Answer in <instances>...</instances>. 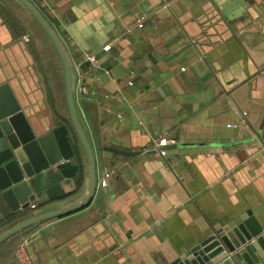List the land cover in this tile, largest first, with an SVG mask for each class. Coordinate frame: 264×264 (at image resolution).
<instances>
[{
    "label": "crops",
    "instance_id": "1",
    "mask_svg": "<svg viewBox=\"0 0 264 264\" xmlns=\"http://www.w3.org/2000/svg\"><path fill=\"white\" fill-rule=\"evenodd\" d=\"M1 1L23 7L17 0ZM31 1L51 19L68 52L75 102L95 152L98 180L108 178L88 206L37 225L29 247L36 264H117L109 251L119 249L134 258L127 264H162L206 222L251 207L264 212V15L243 21L244 12L232 3L238 0ZM216 10L238 23L203 30L201 23L212 25L205 13ZM141 15L146 19L139 28ZM43 32L56 52L60 77L50 81L56 86L48 98L36 63L39 80L29 73L25 81L43 119L51 114L70 123L62 62ZM200 34L194 42L192 36ZM24 36L19 39L26 49ZM0 37L9 34L3 31ZM37 42L52 52L46 38ZM108 43L111 49L103 50ZM15 51L21 48L15 45ZM84 51L97 53L101 68L82 61ZM79 70L90 100L77 92ZM162 137L188 146L169 148L167 157L106 149L146 151ZM74 141L83 165L79 190L55 205L38 206L34 214L85 193L89 161L77 137ZM2 203L10 210L4 197ZM92 242L96 248L74 256L75 249ZM72 244L81 245L65 257V246Z\"/></svg>",
    "mask_w": 264,
    "mask_h": 264
},
{
    "label": "water",
    "instance_id": "2",
    "mask_svg": "<svg viewBox=\"0 0 264 264\" xmlns=\"http://www.w3.org/2000/svg\"><path fill=\"white\" fill-rule=\"evenodd\" d=\"M17 1L40 24L60 57L65 76L70 123L74 127L77 142H80L87 154L89 163L86 190L80 198L58 209L33 214L18 222L0 234V244L31 226L88 206L95 197L98 184L96 156L85 134L76 106L68 52L59 34L38 7L31 0ZM232 3L241 8L242 13L244 12L239 16L243 21L255 20L258 16L264 15V0H238ZM258 8H261V11ZM218 14V11L205 13L204 18L212 25L208 27L201 23L202 29L211 31V28H215L219 23H224L228 28V22L238 23L237 18L227 19ZM3 31L9 34V38L0 37V191L10 211L14 213L26 209L34 210L38 206L55 205L71 198L79 190L75 182L77 176L82 173L83 165L66 123L51 114L47 119H43L41 109L25 81V76H29V73L36 75L38 79L33 59L25 49L23 41L13 38L0 15V32ZM200 37L201 34L193 35L192 39L198 43ZM15 45L17 50L21 48L17 53L22 60L15 51ZM103 135L108 140L105 132ZM249 142H252V138ZM185 146L188 145L175 143L168 144L165 148ZM106 149L126 155L157 152L154 149L128 150L115 146ZM254 151H258V146L254 147ZM173 156L171 153V157ZM80 245L65 246L64 249L69 250L65 257L72 256L71 248ZM94 246L96 248L97 244L92 242L83 248H77L74 250L76 251L74 256L90 252ZM109 252L115 257L117 264L134 262V258L125 256L122 249ZM91 258L94 260L95 256ZM162 264H264V212L258 213L251 207L226 213L216 222H206L201 226L197 236L190 239L174 256Z\"/></svg>",
    "mask_w": 264,
    "mask_h": 264
},
{
    "label": "trees",
    "instance_id": "3",
    "mask_svg": "<svg viewBox=\"0 0 264 264\" xmlns=\"http://www.w3.org/2000/svg\"><path fill=\"white\" fill-rule=\"evenodd\" d=\"M10 6H12V8ZM19 10H20L19 5H16L15 7H13V3L10 2L8 5L5 2H2L0 0V15L3 18L4 22L7 24L15 40L28 34L31 29L30 26H33V30L31 29L33 31V34L31 35L30 33V38L26 44V47H27L26 50L28 51V53L31 55L33 59V66L36 63L39 68V72L41 73V77L44 82L43 85H44V90L46 92L47 98L51 97L53 94V86L50 85V81L59 79L60 72H61L59 64L57 62V58L54 57L56 55V52L53 46L49 42L48 44H50V46H52L53 48L52 52L49 51V49H46L45 46L44 48L39 46L37 41L38 40L41 41V36L45 39L46 35L44 34L43 30L40 28V26L35 21L32 22V21L27 20L20 13ZM47 41L49 40L47 39ZM37 76H38V73H37ZM39 78L40 77L38 76V80ZM48 102L49 104H51L52 100L49 98ZM66 124L69 128V135L73 143H75L74 138H76V134H75L74 127L73 125H71V123H66ZM82 179H83V174L80 173L77 176V179L75 182L77 185L76 186L77 189L80 188L82 184ZM2 198L3 196L0 193V202ZM0 207L2 209V217L0 218V234L4 232L5 230L11 228L18 222L26 218H29L33 216L34 214L32 209H26L21 212L13 213L4 206V203L0 204ZM36 228H37V225L31 226L23 230L21 233L15 234L9 240H6L3 243H1L0 244V264H2L1 258H4L6 262L5 264H20V261L18 260L15 254V249L17 245L19 244V242L23 238L27 237L32 232H34Z\"/></svg>",
    "mask_w": 264,
    "mask_h": 264
},
{
    "label": "built area",
    "instance_id": "4",
    "mask_svg": "<svg viewBox=\"0 0 264 264\" xmlns=\"http://www.w3.org/2000/svg\"><path fill=\"white\" fill-rule=\"evenodd\" d=\"M139 21H138V27L142 28L144 27V22H145V15L139 16ZM51 19H49V22ZM25 40H29L28 35L24 36ZM112 47L111 43L105 44L103 47V50L109 51ZM82 61H89L91 62L94 66L101 68L100 65V59L99 55L95 52H89V51H84L83 56H82ZM104 69V68H103ZM181 70H185V67H181ZM106 73H110L109 69H104ZM84 73L81 72L80 70L78 71V78H77V92L79 95H81L83 98L90 100L92 98V95L89 92V87L84 81ZM168 142L176 143V140L172 138L170 141L168 140L167 137H162L155 139L152 143V146L150 149L156 150L161 156L167 157L168 155V149L165 148V145L168 144ZM108 185V178L107 176L101 177L98 180L97 184V190L99 187L107 186ZM35 232H32L30 235L27 237L23 238L19 244L17 245L15 249V254L20 261V264H36L32 255L30 254L29 247L32 238L34 237Z\"/></svg>",
    "mask_w": 264,
    "mask_h": 264
},
{
    "label": "rangeland",
    "instance_id": "5",
    "mask_svg": "<svg viewBox=\"0 0 264 264\" xmlns=\"http://www.w3.org/2000/svg\"><path fill=\"white\" fill-rule=\"evenodd\" d=\"M17 4V3H16ZM18 5V4H17ZM20 13L27 19V20H29V21H35L39 26H40V24L36 21V20H34L33 19V17H31V15L23 8V7H20ZM30 28L33 30V26H30ZM40 28L42 29V27L40 26ZM30 29V32L28 33V34H26V35H28V38H30V33H31V35L33 34V31ZM46 38V37H45ZM46 40H47V38H46ZM47 42H49V41H47ZM50 43V42H49ZM51 60V59H50ZM40 75V74H39ZM40 77H41V75H40ZM43 82V80H42V77H41V82H40V84ZM39 84V85H40ZM52 85L53 86H56L55 85V83H54V81L52 82Z\"/></svg>",
    "mask_w": 264,
    "mask_h": 264
}]
</instances>
